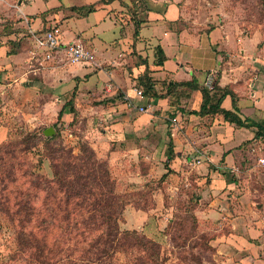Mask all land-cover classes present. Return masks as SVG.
Segmentation results:
<instances>
[{
  "label": "rangeland",
  "instance_id": "1",
  "mask_svg": "<svg viewBox=\"0 0 264 264\" xmlns=\"http://www.w3.org/2000/svg\"><path fill=\"white\" fill-rule=\"evenodd\" d=\"M113 2L123 36L132 20H147L157 5L167 10L172 3L180 16L171 27L178 32L201 36L224 27L226 34L219 41L226 45L224 54L234 57L242 55L243 38L255 35L264 59V0ZM45 13L39 33L61 28V17L48 21ZM2 25L0 38L13 31L11 20ZM37 49L36 57L43 62L45 51ZM186 55L193 64L201 63L196 53ZM60 59L68 62L65 54ZM52 63L37 62L38 68L30 66L18 86L0 91V264H258L264 250L254 235L259 210L264 215V154L258 146L231 144V166L225 159L168 161L173 114L163 117L152 109L153 117L133 127L119 107L94 105L99 96L89 97L67 78L60 84L54 78L58 71L48 72ZM206 73L201 70L199 77ZM71 99L76 111L59 117ZM149 107L130 106L132 117ZM50 127L54 132L46 135ZM195 146L199 151L207 144ZM88 148L107 164L113 188L93 185L92 193L90 187L81 189L90 199L79 206L65 197L71 195L57 183L55 167L76 181L77 173L87 169ZM206 169L218 172L220 179L210 170L201 175ZM39 176L48 179V190L39 187ZM103 191L126 202L118 222L120 235L112 245L99 240L106 228L103 219L92 217L101 204L91 196L101 197ZM22 199L31 201L23 208L18 205ZM134 231L152 240L154 247L141 246Z\"/></svg>",
  "mask_w": 264,
  "mask_h": 264
},
{
  "label": "crops",
  "instance_id": "2",
  "mask_svg": "<svg viewBox=\"0 0 264 264\" xmlns=\"http://www.w3.org/2000/svg\"><path fill=\"white\" fill-rule=\"evenodd\" d=\"M51 2L52 0H0L1 26L8 20L13 24V31L7 35L2 34L0 38V91L18 86L30 66L37 69V62L42 64L44 61L53 60L48 72L58 71L54 78L58 77L60 84L65 83L62 81L67 78L68 81H74V87L77 86L89 97L98 95L99 99L93 102L94 105L107 104L115 109L119 107L122 118L127 120L129 116L133 127L143 123L148 115L153 117L155 113L151 112L152 109L160 111L163 117L173 114L174 122L170 132L175 152L173 161L181 157L185 158L187 163H192L190 157L193 161L197 159L199 163H217L219 159H225L227 165L231 166L235 158L234 152L230 150L231 144L238 147L242 144H255L264 154V136L255 137L257 127L237 126L225 120L220 113L206 116L191 113L192 110L201 108L203 98L200 90H193L189 97L183 99L182 108L177 109L166 97L149 98L138 95L136 90L139 88L135 85V78L147 67L140 61L139 55L148 59L151 76L157 80L156 87L161 93L165 92L163 81L196 78L200 84L207 86L206 77L212 73L214 78H219V84L230 89L233 94L224 98L222 107L235 110V97L240 116L264 126V59L257 47L255 35L248 40L243 38L242 55L234 57L230 52L224 54L225 44L222 40L219 41V38L226 34L224 27H215L201 36H189L186 32H178L171 27L180 16L172 3L167 6V10L157 5L158 10L150 11L147 21L141 26L139 36L134 38L133 22L127 26L125 35H122L121 22L117 17V4L114 2L66 0L65 3L64 0H55V3L50 5ZM87 4H95L97 10L87 16H81L72 9L74 6ZM54 8H57L58 12H54ZM43 12H47L48 21L54 16L61 17L63 21L60 31L63 42H83L94 51L95 62H62V51L56 52L49 59L45 58L43 62L36 57V53L40 51L37 49L39 47L34 32L38 33L42 29ZM157 45H162L167 56L164 64L160 66L155 65ZM186 52L196 53L194 58H200L201 63L193 64V59L191 60ZM203 69L207 73L199 77ZM139 104H148L150 107L147 112L134 118L130 106L136 107ZM145 109L147 110V107ZM198 143L207 144V147L195 151V144ZM239 151L243 157L244 154ZM184 152L188 156L183 157ZM208 170L210 169H206L201 175L208 174ZM210 172L215 180L220 179L217 178L218 172L212 169ZM261 212L259 210L258 221L254 218V235L257 234L255 238H259L256 244L260 250L264 249V215ZM258 257L257 263L264 264V250L259 252Z\"/></svg>",
  "mask_w": 264,
  "mask_h": 264
},
{
  "label": "trees",
  "instance_id": "3",
  "mask_svg": "<svg viewBox=\"0 0 264 264\" xmlns=\"http://www.w3.org/2000/svg\"><path fill=\"white\" fill-rule=\"evenodd\" d=\"M104 3H110L115 0H102ZM73 11L76 12L77 14L81 16H87L91 12L97 10V6L95 4H87L83 6H74ZM46 14L45 12L42 13ZM147 20H132L134 24V32H133V37L137 38L140 34V29L141 26L144 22ZM155 54H156V60H155V65H163L165 60L167 59V56L165 54L164 48L162 45H157L155 47ZM140 61L143 64H146V69L140 73L136 78V86L141 89L142 93L144 96L149 97V98H168L170 101V104L177 109L182 108L181 104L183 99L186 97H189L191 95V92L193 90H200L202 93V105L199 110H192L191 113L199 115V116H206V115H211V114H222L225 118V120L236 124L237 126L240 127H257L255 137H260L264 136V126L262 124L251 121L249 119H243L240 114L237 111V105H236V98L233 97V104H234V109H226L222 107V102L224 98L232 94V91L226 87H222L219 84V78L216 77L214 78L213 85L211 87H207L203 84H200L196 78H193L191 80H184V81H178V80H169V81H163L162 84L165 87V92L161 93L158 91L156 84L157 80H155L151 76V68L148 63L147 58H143L141 55H139ZM233 95V94H232ZM74 100L71 99L69 102L64 104L62 109L59 112V117H62L65 112H75L76 109L74 108ZM70 106L71 108H67ZM173 144V142H171ZM90 154L87 155L86 159V166L87 169L84 172H78L77 173V180L73 181L69 179L68 175L64 173L63 171L60 170V168L55 167V176L57 183L66 191L70 196H65L69 200L75 201V204L79 206H83L84 202L88 201L90 198L86 195L85 192H81V189H85L87 187H90L89 192H93V185L96 186H102L106 187L109 189L113 188V183L110 179L109 176V171L107 168V164L104 163L103 161H99L95 155L92 149H87ZM175 156L174 152V144L173 146L171 145L169 147V153H168V161L173 160ZM41 178V181L39 182V187L42 190H48V179L45 178L44 176H39ZM75 192V195L71 194ZM73 197V198H72ZM76 200H75V199ZM31 199V198H29ZM91 199L94 203H100L97 207V211H94L92 214V217H98L102 218L104 225H105V232L101 235H99V240L103 239L104 243H108L112 245L113 241L115 239L119 238L120 232L118 228V222L121 217V213L123 211V207L125 206V203L122 199V197H118L116 194L112 193H106L102 192V196L98 197L93 194L91 196ZM31 200H26L24 201L23 199L18 202V205L20 206L22 203V207L24 208V205L26 206L27 203H29ZM22 207L20 210H22ZM102 208V209H101ZM22 219V218H21ZM42 219V217H41ZM87 219V218H86ZM85 219V220H86ZM129 234V233H127ZM133 234H136V238L138 240V243L143 246V247H149L153 248L154 242L150 239H147L146 237H139L138 233L136 231L133 232ZM23 236V234H21ZM123 236V235H122ZM121 236V237H122ZM153 246V247H152ZM151 256L152 253L150 254Z\"/></svg>",
  "mask_w": 264,
  "mask_h": 264
},
{
  "label": "built area",
  "instance_id": "4",
  "mask_svg": "<svg viewBox=\"0 0 264 264\" xmlns=\"http://www.w3.org/2000/svg\"><path fill=\"white\" fill-rule=\"evenodd\" d=\"M37 46L45 51L46 59L51 58L56 52L62 51L69 62L77 63H93L95 62L94 51L86 46L83 42H63L61 39V31L57 26H53L43 32H34ZM214 82V75L208 74L206 77V85L211 87ZM138 95H143L142 91L137 89ZM144 109V107H141ZM264 162V158L261 160Z\"/></svg>",
  "mask_w": 264,
  "mask_h": 264
},
{
  "label": "water",
  "instance_id": "5",
  "mask_svg": "<svg viewBox=\"0 0 264 264\" xmlns=\"http://www.w3.org/2000/svg\"><path fill=\"white\" fill-rule=\"evenodd\" d=\"M53 132H54V129L52 127H50V128H48V129L45 130V134L46 135H52Z\"/></svg>",
  "mask_w": 264,
  "mask_h": 264
}]
</instances>
